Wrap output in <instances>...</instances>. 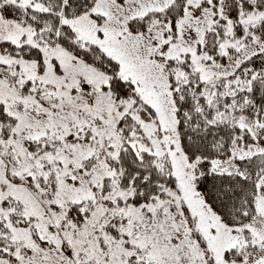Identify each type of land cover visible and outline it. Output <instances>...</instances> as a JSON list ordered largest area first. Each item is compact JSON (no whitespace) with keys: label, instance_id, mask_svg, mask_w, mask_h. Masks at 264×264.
Instances as JSON below:
<instances>
[{"label":"rangeland","instance_id":"374dc122","mask_svg":"<svg viewBox=\"0 0 264 264\" xmlns=\"http://www.w3.org/2000/svg\"><path fill=\"white\" fill-rule=\"evenodd\" d=\"M172 1L97 0L90 12L67 20L79 39L98 45L120 63L121 76L155 110L152 117L141 115L133 98L113 94L110 76L3 11L13 5L47 11L43 0H0V105L14 121L8 127L0 123V238L7 244L0 245V264H205L210 253L213 264H264L263 195L258 197V228L263 232L255 240L259 251L244 263L224 258L227 249L242 248L248 240L241 236L242 226L225 224L196 188L195 165L182 151L176 130L171 73L160 60L171 58L180 80L188 75L179 65L191 57L212 82L231 76L243 60L264 52V40L249 32L242 40L226 39L221 52L228 55L227 48H233L229 63L206 65L207 56L197 52V44L223 17L220 5L217 13L213 10V0H206L208 8L202 10L204 0H187L175 36L166 19L154 20L144 33L128 31L130 19L164 10ZM90 13L104 16L102 24ZM263 18L264 11L255 12L244 22L255 25ZM3 42L37 46L43 53V72L36 61L6 52ZM246 98H237L233 111L246 107L240 102ZM121 119L133 136L141 126L140 147L172 162L175 185L162 188L148 202L133 201L144 186L110 169L109 160L119 152ZM31 142L36 149L29 148ZM256 148L240 141L234 153L264 151ZM37 228L47 233H41L42 239Z\"/></svg>","mask_w":264,"mask_h":264},{"label":"trees","instance_id":"16d2710c","mask_svg":"<svg viewBox=\"0 0 264 264\" xmlns=\"http://www.w3.org/2000/svg\"><path fill=\"white\" fill-rule=\"evenodd\" d=\"M43 1L49 10L37 11L30 6L13 5L6 6L8 12L3 11L8 15L12 14L9 17L11 20L21 25H30L39 34H47L52 43L58 44L84 63L110 76V90L113 94L119 98H133L135 104L140 106L141 115L155 117V110L144 102L136 85L121 76L120 63L98 45L79 39L77 32L67 24V20L90 12L97 0ZM116 1L124 3L125 0ZM213 1V10L216 12L217 5H220L223 17L205 33L202 42L197 44V52L202 57L207 56L203 61L206 65L216 62L227 65L233 48L231 46L227 48L228 55L221 52L226 39L242 40L249 32L264 40V18L255 25L244 22L248 14L264 11V0ZM186 2L187 0H173L164 10L134 17L128 21V31L133 34L144 33L154 20L166 19L169 20L172 34L175 36L177 24L185 13ZM206 8L208 3L204 0L200 4V10ZM90 15L100 25L104 21L102 15L93 13ZM98 35L101 37L103 33L99 31ZM172 42L164 44V53ZM1 46L12 56L36 61L38 71L43 72V53L37 46L29 43L15 45L10 42H3ZM187 56L188 54L185 55ZM164 57L160 60L171 73L169 83L176 107V130L182 151L188 161L195 165L196 188L207 205L225 224L231 227L242 226L241 236L248 240L247 244L239 249H227L224 258L228 262L244 263L253 256V252L259 251L255 240L263 236V232L258 228L260 222L257 213L258 197L264 196V151L248 156H237L234 150L236 143L240 141L245 146H255L259 150L260 147H264V52L253 54L243 60L231 76L212 82L205 79L201 71L194 67L191 57L179 65L188 77L176 79L177 70H173L171 58L166 60ZM242 94L247 98L240 102L246 103V107L233 111L234 102L238 100L237 98L240 99ZM131 117L128 120L129 124L133 122ZM123 119L119 121L121 128L117 138L120 139L119 152L115 159L109 160L110 169L116 174L133 178L134 183L137 181L138 185L144 186L145 191L137 194L133 201L148 202L162 188L175 185L176 180L171 172L172 162L169 158H159L152 151L140 147L139 137L144 136L141 126L136 127V135L133 136L129 132L130 129L122 127L125 121ZM0 123L6 127L14 123L3 105H0ZM7 129L4 127L2 132H6ZM257 129H260L258 133ZM36 147L33 142L29 144L30 149ZM261 219L263 223V218ZM15 220L18 221V217ZM36 232L40 239L41 233L47 234L40 232L38 228ZM4 241L5 238L1 237L2 247L7 245ZM262 242L264 243V240ZM201 246L206 256L208 250L205 243L201 242ZM130 258L134 260L135 257ZM205 261V264H213L211 253L209 260Z\"/></svg>","mask_w":264,"mask_h":264}]
</instances>
